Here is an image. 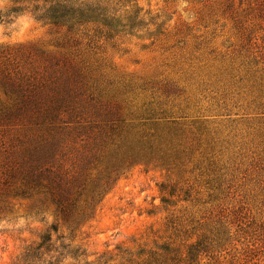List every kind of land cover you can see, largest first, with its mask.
I'll list each match as a JSON object with an SVG mask.
<instances>
[{"label": "rangeland", "instance_id": "rangeland-1", "mask_svg": "<svg viewBox=\"0 0 264 264\" xmlns=\"http://www.w3.org/2000/svg\"><path fill=\"white\" fill-rule=\"evenodd\" d=\"M102 1L126 27V14L137 13L134 28L108 35L91 24L68 50L63 31L10 16L0 24V52L26 72L42 73L49 61L77 65L129 129H176L179 160L127 171L75 231L51 209L37 214L9 199L0 221L44 227L0 224V264H24L43 234L57 264H264V0ZM11 8L0 0L1 15ZM25 131L0 124V161Z\"/></svg>", "mask_w": 264, "mask_h": 264}, {"label": "trees", "instance_id": "trees-1", "mask_svg": "<svg viewBox=\"0 0 264 264\" xmlns=\"http://www.w3.org/2000/svg\"><path fill=\"white\" fill-rule=\"evenodd\" d=\"M9 1L12 8L0 14V24L10 16L28 14L63 31L61 47L68 50L81 45L91 24L113 35L132 30L138 18L137 13L126 14V27L102 0ZM7 52H0V95L5 98L0 102V124L21 127L29 135L25 131L22 140L17 138L0 161V214L10 211L9 199L27 201L37 214L51 209L56 219L75 231L93 219L105 195L127 171L169 168L178 162L176 129L155 125L148 131L129 129L122 109H111L104 90L89 86L88 73L77 65L49 61L42 73L26 72ZM18 54L28 65L24 52ZM161 201L168 205V199ZM51 252V237L43 234L22 260L45 264L44 257ZM53 260L47 264L58 263Z\"/></svg>", "mask_w": 264, "mask_h": 264}, {"label": "clouds", "instance_id": "clouds-1", "mask_svg": "<svg viewBox=\"0 0 264 264\" xmlns=\"http://www.w3.org/2000/svg\"><path fill=\"white\" fill-rule=\"evenodd\" d=\"M45 218H46L47 223L49 225L52 224L53 221H54V217L50 213L45 214ZM0 224H2L5 227H8L10 229L14 228L16 230L27 229L29 227L33 228V229H40V228L44 227V221L43 220H40V219L30 220V219H27V218H24V217H20L18 219V221L14 225L8 224L7 221H0ZM25 234H27V232H25ZM50 259H54V256H47L46 255L44 257L45 264H47V262ZM63 264H72V258L71 257L66 258L64 260Z\"/></svg>", "mask_w": 264, "mask_h": 264}]
</instances>
